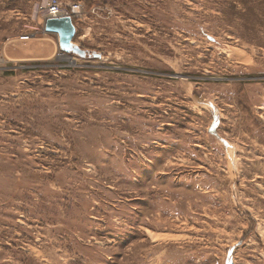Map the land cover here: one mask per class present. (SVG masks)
Returning <instances> with one entry per match:
<instances>
[{"label": "rangeland", "instance_id": "1", "mask_svg": "<svg viewBox=\"0 0 264 264\" xmlns=\"http://www.w3.org/2000/svg\"><path fill=\"white\" fill-rule=\"evenodd\" d=\"M0 0V264H264V0Z\"/></svg>", "mask_w": 264, "mask_h": 264}, {"label": "water", "instance_id": "2", "mask_svg": "<svg viewBox=\"0 0 264 264\" xmlns=\"http://www.w3.org/2000/svg\"><path fill=\"white\" fill-rule=\"evenodd\" d=\"M45 32L57 34L60 38V48L66 53L73 52L84 56L83 50L74 47L71 39L76 35V27L70 17L47 18L45 23Z\"/></svg>", "mask_w": 264, "mask_h": 264}, {"label": "built area", "instance_id": "3", "mask_svg": "<svg viewBox=\"0 0 264 264\" xmlns=\"http://www.w3.org/2000/svg\"><path fill=\"white\" fill-rule=\"evenodd\" d=\"M84 5L80 2H72L64 8L60 0H50L47 7V18L70 17L75 25V19L83 13Z\"/></svg>", "mask_w": 264, "mask_h": 264}]
</instances>
